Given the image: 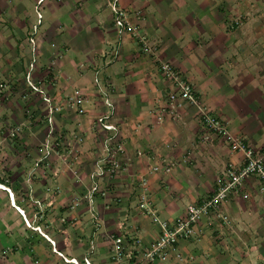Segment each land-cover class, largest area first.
Here are the masks:
<instances>
[{
  "label": "crops",
  "instance_id": "crops-1",
  "mask_svg": "<svg viewBox=\"0 0 264 264\" xmlns=\"http://www.w3.org/2000/svg\"><path fill=\"white\" fill-rule=\"evenodd\" d=\"M4 1L2 16L14 3ZM35 2L43 11L34 31L46 57L39 58L33 78L40 72L42 80L49 73V80L41 82L57 103L64 104L56 114L60 134H81L77 153H82V162L77 174L70 170L68 157L60 175L46 168L48 160L41 161L39 169L35 161L18 163L20 171L0 175L8 182H0V253L5 250L0 264H87L84 258L89 264H114L108 234H135L137 227L146 245L159 231L138 208L139 177L147 178V196L158 217L175 218L188 204L210 196L224 164L240 163L242 155L232 152L219 137L204 141L206 128L191 104L180 110L179 119L155 122V112L170 85L155 59L141 53L129 32L118 37L104 0ZM119 2L156 45L158 58L172 64L193 85L203 104L245 142L264 149V0ZM20 7L16 20L22 21L21 13L28 20L26 8ZM64 10L81 11L83 17L77 21L74 16L63 17ZM44 11L49 14L48 23L58 21L64 32L52 28L40 34ZM11 23L4 25L7 34L2 38L16 48L22 35ZM225 25L231 33L222 34L220 26ZM26 70L23 66L22 74ZM5 77L16 80L13 70ZM70 94L80 98V111L67 107ZM106 97L114 107L112 122L118 123L125 138L121 160L126 166L113 178L102 180L107 195L96 196L90 211L81 194L90 182L94 162L104 153L106 132L94 122L108 111ZM3 148L11 154L18 146L14 141ZM29 149L35 155L34 148ZM161 160L174 161L175 166L166 172ZM156 165L158 169L152 171ZM76 199L79 203L72 207ZM224 211L230 218L228 227L199 224L194 235L176 244L178 256L156 264H264V193L255 176L244 179L242 191L228 197Z\"/></svg>",
  "mask_w": 264,
  "mask_h": 264
},
{
  "label": "built area",
  "instance_id": "built-area-1",
  "mask_svg": "<svg viewBox=\"0 0 264 264\" xmlns=\"http://www.w3.org/2000/svg\"><path fill=\"white\" fill-rule=\"evenodd\" d=\"M112 21L117 29L118 37L125 32L130 35L138 43L141 53L152 56L157 62L158 69L163 78L169 83L170 88L166 93L165 100L157 108L155 112V122L161 123L166 118L179 119L180 110L185 105H193L197 110V117L202 125L206 128V133L202 136L204 141L219 137L223 139L232 152H238L242 155V161L235 163L227 161L221 173L216 177V186L214 192L203 199L200 203H190L186 206L184 212L175 218L158 217L156 212L150 206L147 196V178L142 176L138 180V208L145 215H148L152 222L158 226V234L148 244L142 243L141 237L138 235L139 230L134 227L135 234L126 235L124 232L110 233L107 239L110 246L111 259L114 264H156L167 260L170 256H178L175 251L176 244L186 238H190L196 232L199 224L205 226L225 227L229 226L230 218L224 211V206L228 197L243 189V181L247 177L253 175L259 181V188L264 193V149H258L245 142L238 134L232 132L220 118L209 110L196 95L193 85L180 75V73L167 61L159 60L156 55V46L151 42L146 33L140 30V27L131 21L132 14L121 7L119 0H107ZM32 36V34H31ZM33 41V36L31 37ZM118 45V44H117ZM116 55L117 50H114ZM34 61V60H33ZM33 68V63L31 64ZM30 68V70H32ZM30 70L26 76L30 75ZM30 88L41 95L43 104L47 107L48 112L52 115L60 109L63 104L57 103L46 91L27 80ZM97 83V78H95ZM1 87L3 85L0 84ZM68 106L76 108L80 111V98L74 94H70L66 98ZM108 111L97 116L95 124L106 132L103 140L104 153L98 157L93 164L92 170L89 172V184L85 191L81 194L82 201L92 211L93 203L96 196L105 197L107 188L102 186V180L113 178L125 169L126 164L121 160L125 152V138L120 132L118 123L112 122L114 114L113 104L106 97L104 100ZM77 136V133L70 135V139ZM73 144H68L67 151L72 149ZM184 158H187L186 156ZM164 171H170L175 166L174 161L161 160ZM37 165V164H36ZM159 165L153 166L152 171L158 169ZM46 191L50 192L48 188ZM79 200L73 202V206L78 205ZM18 208V206H16ZM18 210H20L18 208ZM22 211V210H20ZM26 224L28 221L25 219ZM123 227V222L119 227ZM38 228V227H36ZM58 254L61 255L60 252ZM5 255V250L0 253V258ZM85 262L89 264L87 258ZM72 261L77 263L73 258Z\"/></svg>",
  "mask_w": 264,
  "mask_h": 264
},
{
  "label": "rangeland",
  "instance_id": "rangeland-1",
  "mask_svg": "<svg viewBox=\"0 0 264 264\" xmlns=\"http://www.w3.org/2000/svg\"><path fill=\"white\" fill-rule=\"evenodd\" d=\"M59 1L62 3H67L69 0H59ZM13 2L14 3L12 9L8 11V13L5 16H2V12L0 13V84L3 85V87L0 86V163H2V167H1L2 169L0 168V175H5V172L7 173L8 170L20 171L22 169V165L19 166L18 163L20 164L23 162L26 163V162L35 161L34 166L35 168L39 169L38 164L41 163V161H45V160H48V163L46 162V168L60 175L63 171L62 166L63 164H65V162H67L68 157L70 158L69 161L71 162L69 165L70 170L73 173L77 174L76 172L78 168L77 166L82 162V155H81L82 153H77L79 152L78 147L82 143L81 134L77 133L81 137V139H78V137L75 136L73 137V140L70 139V135H69L70 133L68 134V136H64L63 134H60L62 133L60 130L61 124L59 123V127H58L56 114L59 110L61 111L64 104L63 106L62 105L60 106V109L57 112L51 115L48 112L47 107L39 101L40 99L37 95H34L32 97L34 93L30 92L32 88H30V85L28 84L27 81L29 79V81L32 84H35L38 81L41 82L42 75L40 74V72L37 75L35 74V78H33L34 77L33 74L37 70L36 64L38 63V60L41 57V55H45L46 57V53H44L45 47L40 46L39 39L37 37L38 34H36L37 33L36 30L38 29L40 20L42 21L41 11H43V9L41 6L38 5L34 6V2L35 4H38L39 0H13ZM104 2L108 4L107 0H104ZM5 3L6 2L4 0H0V7L5 5ZM19 4L21 5L23 4V6L26 8V12H28V15H30L29 19H32L33 22L29 21V19L23 20L25 18L24 16L26 15L25 13L24 14L21 13L23 16L22 21L18 22L16 20L17 10H22V8L20 7L21 5ZM64 11H65L64 15H62L63 17L69 16L71 18L72 16H74L75 21L81 20L80 18L83 17L82 15L83 13L78 10H75L74 12L72 10H68V11L64 10ZM79 12L81 13L80 15ZM43 14H44V23L41 27V30L39 31L40 34L45 35L46 33L49 32L48 29H52V28L54 29L56 28L59 31L64 32L65 27H60L59 26L60 24H56L58 21L53 22V24L48 23L49 14L46 11H44ZM9 18L13 20L12 23H11V19ZM9 23L13 25L12 27L14 28V30H16L18 34L22 35L21 37L22 43L20 44V46L15 45L16 48H14L13 47L14 45L12 44L10 45L7 44L8 42H5L6 39L2 38L5 37L7 34L6 31L4 30V25L5 24L9 25ZM35 26L37 27L36 30L34 31ZM27 27H29L31 31L27 30ZM76 28L78 27L76 26ZM229 28H230L229 25L220 26V29L222 30V34H226L227 32H229L228 31ZM230 31H232L231 28ZM31 34L33 36V41H31V37H32ZM37 46L41 50V53L37 48ZM18 48H21V51L19 53L16 52ZM57 49L58 48L56 46L55 50ZM32 53H35L34 57ZM35 57H36V61L34 59ZM4 58L8 59L10 62L6 61ZM22 59L25 61L24 64H22L21 62L23 61ZM159 60L164 61L160 58ZM32 63H33V68L31 67ZM23 66L26 67L27 71H29L30 68H32V70H30V75L28 77L26 76L25 73L22 74ZM9 70H13V72L15 73L16 80H13L12 77H8V79L6 80L5 75ZM13 87H15V91L13 90ZM32 91L34 90L32 89ZM46 93L47 94L50 93L48 89ZM55 94H57V91ZM55 97H58V95H55ZM38 104L40 105L38 106ZM67 107L65 105V108L63 110H66ZM14 141L17 144L18 148H16V150L11 154H8L7 150L3 148V146L6 145L7 143ZM68 144H73V145H72V149L68 151V153H66L65 149L68 146ZM23 147L26 148L23 149ZM29 147L34 148L33 151L39 150L42 157L40 156V154H36L35 151H34L35 155L30 153ZM87 165L88 162H86V166ZM12 177H15V174H13ZM19 186L20 185L18 183L17 187Z\"/></svg>",
  "mask_w": 264,
  "mask_h": 264
},
{
  "label": "trees",
  "instance_id": "trees-1",
  "mask_svg": "<svg viewBox=\"0 0 264 264\" xmlns=\"http://www.w3.org/2000/svg\"><path fill=\"white\" fill-rule=\"evenodd\" d=\"M38 11V10H37ZM31 31V30H30ZM31 33V32H30ZM32 55H33V57L35 56V53H32ZM36 57H38V56H36ZM36 57L34 58L35 59V61H36ZM37 65V64H36ZM37 67H38V65H37ZM27 73V70L25 71V74ZM49 78H50V75H49V73L48 74H45L44 76H43V79L41 80V81H43L44 82V80H49ZM43 82H40V81H38V82H36L35 83V85H37V86H40V87H42L44 90H45V88H44V85H43ZM30 91H32V89L30 90ZM34 92V91H33ZM34 94L35 95H37V96H39V98H40V100L39 101H41V103L43 104V102H42V99H41V95L38 93V92H34ZM0 182H3V183H6V184H8V182H7V180L4 182V180L2 179H0ZM49 187L47 186L46 187V189H48Z\"/></svg>",
  "mask_w": 264,
  "mask_h": 264
}]
</instances>
